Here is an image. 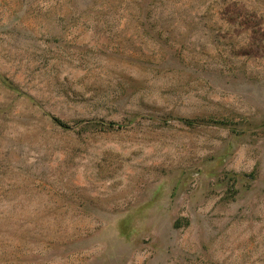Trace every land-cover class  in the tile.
Masks as SVG:
<instances>
[{
  "label": "rangeland",
  "instance_id": "374dc122",
  "mask_svg": "<svg viewBox=\"0 0 264 264\" xmlns=\"http://www.w3.org/2000/svg\"><path fill=\"white\" fill-rule=\"evenodd\" d=\"M0 264H264V0H0Z\"/></svg>",
  "mask_w": 264,
  "mask_h": 264
},
{
  "label": "trees",
  "instance_id": "16d2710c",
  "mask_svg": "<svg viewBox=\"0 0 264 264\" xmlns=\"http://www.w3.org/2000/svg\"><path fill=\"white\" fill-rule=\"evenodd\" d=\"M56 121V120H55Z\"/></svg>",
  "mask_w": 264,
  "mask_h": 264
}]
</instances>
